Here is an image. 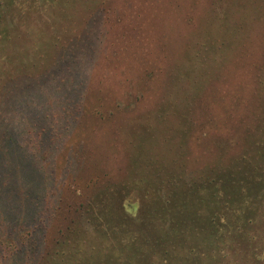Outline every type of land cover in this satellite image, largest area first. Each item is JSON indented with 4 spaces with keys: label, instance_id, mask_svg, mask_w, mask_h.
Listing matches in <instances>:
<instances>
[{
    "label": "rangeland",
    "instance_id": "rangeland-1",
    "mask_svg": "<svg viewBox=\"0 0 264 264\" xmlns=\"http://www.w3.org/2000/svg\"><path fill=\"white\" fill-rule=\"evenodd\" d=\"M25 19L0 59V146L20 162L42 112L55 120L74 100L80 114L45 160L56 210L15 230L2 223L0 264H50L74 221L85 226L112 199L135 215L139 192L161 179L194 197L202 172L242 157L264 132V0H53ZM23 162L5 191L16 220L27 175L38 180ZM250 234V260L231 246L215 264H259L264 215Z\"/></svg>",
    "mask_w": 264,
    "mask_h": 264
},
{
    "label": "trees",
    "instance_id": "trees-1",
    "mask_svg": "<svg viewBox=\"0 0 264 264\" xmlns=\"http://www.w3.org/2000/svg\"><path fill=\"white\" fill-rule=\"evenodd\" d=\"M52 1L0 0V59L9 55L18 42V33L30 27L27 15L41 11ZM73 102H63L61 110L65 116L59 115L55 120L42 112V121L34 126L37 143L32 144L35 146L30 154L24 151L21 163L13 162L14 149L9 143L0 146V233L5 230L2 223L8 221V228L15 230L33 224L35 216L46 210H56V201L49 195L53 183L45 160L52 156V143H59L78 120L80 108L74 105L78 101ZM246 150L245 155L229 164L220 163L202 172L194 197L181 192L183 181L161 179L155 188L149 186L139 192L141 206L135 215L120 206L115 211L114 199L106 209L90 210L85 226L80 225V220L73 222L74 231L63 246L66 251L49 255L50 264H202V260L215 264L229 257L226 250L231 246L237 253H247L246 259L250 260L251 224L264 215V132L250 140ZM29 158L38 180L27 175L20 200V205L28 207L24 209L26 216L16 220L9 214L7 218L9 199L5 191L11 187L9 176L13 170L23 168V161ZM148 188L154 190L148 192ZM19 195L21 190L19 194L14 192L13 197ZM102 216H106L107 228L102 226ZM31 246H26L25 253L31 251ZM256 259L264 264V258Z\"/></svg>",
    "mask_w": 264,
    "mask_h": 264
}]
</instances>
